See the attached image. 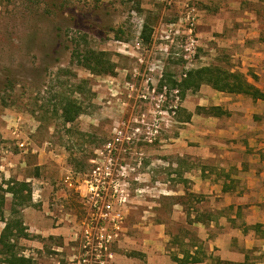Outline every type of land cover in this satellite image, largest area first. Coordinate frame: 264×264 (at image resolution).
<instances>
[{
    "label": "rangeland",
    "instance_id": "1",
    "mask_svg": "<svg viewBox=\"0 0 264 264\" xmlns=\"http://www.w3.org/2000/svg\"><path fill=\"white\" fill-rule=\"evenodd\" d=\"M187 2L199 11L192 61L184 58L186 38L179 23ZM255 6L264 23L261 0H173L172 4L162 0H0V185L6 188L12 178L26 181L32 192L36 186L43 196L32 194L31 202L17 204L15 213L13 195L7 192L5 217L25 222L30 210L42 215L46 225L64 228L74 219L75 232L88 215L84 188L78 187L76 179L85 178L95 161L110 156L124 167L131 191L122 246L119 242L114 251L137 252L126 250V227L142 221L143 207L151 206L148 214L152 210L167 214L175 198L164 197L162 191L189 186L177 165L175 152L183 148L177 138L189 126L185 122L193 113L190 108L200 112L197 106L203 105L197 102L210 91H206L209 84H202L182 96L178 84L193 68L211 64L234 68L245 48L238 41L226 45V39L245 37L242 30L250 21L255 23V17L244 9ZM145 25L147 31L152 29L149 42L142 38ZM260 38L264 39V28L248 42L258 43ZM77 46L81 51H106L116 64L115 73L82 66L75 55ZM68 98L82 107L71 122L62 117ZM181 164L188 166L185 159ZM4 225L0 218V233ZM169 226L178 236L190 234L195 240L193 225L170 222ZM131 228L127 233L142 237V226ZM22 237L11 239L15 251L35 264H52L48 262L52 256L60 258L61 264H73L65 256L78 252L79 238L41 237L42 245L36 247ZM134 256L137 264H143V257ZM246 256L249 263L264 260V253ZM10 257L0 244V264H11Z\"/></svg>",
    "mask_w": 264,
    "mask_h": 264
},
{
    "label": "crops",
    "instance_id": "2",
    "mask_svg": "<svg viewBox=\"0 0 264 264\" xmlns=\"http://www.w3.org/2000/svg\"><path fill=\"white\" fill-rule=\"evenodd\" d=\"M244 10H251L255 23L246 22L250 26L242 30L245 37L227 38L225 43L231 45L238 41L245 48L233 69L246 73L264 91V39L253 44L248 42L250 37L262 34L264 23L258 19V7ZM256 23H259L257 29ZM206 87L209 95L203 101L198 100L197 105L222 106L227 113H198L190 108L193 113L185 122L189 126L177 138L183 148L175 152L180 174L189 186L178 185L162 191L164 197L175 198L167 214L153 210L148 214L151 206L143 207L142 221L135 220V224L126 227L124 235L126 250L137 252L131 250L128 254L116 249L112 264H137L138 257L134 255L143 257V264H214L212 257L238 262L248 252L264 253V100ZM183 159L188 162L185 168L181 164ZM39 197L43 199L41 194ZM27 213L24 225L30 236L22 238L36 247H40L41 237L75 239L77 222L74 219H69L68 228L55 227L46 225L42 215L30 210ZM170 222L193 225L195 240L190 234H175L169 228ZM139 225L145 229L141 238L127 233ZM121 243L122 240L119 244L122 246ZM64 247L58 245L59 249H67ZM72 255L68 252L65 257L70 260ZM187 255L203 259L180 262ZM61 261L56 256L48 258L52 264H61Z\"/></svg>",
    "mask_w": 264,
    "mask_h": 264
},
{
    "label": "built area",
    "instance_id": "3",
    "mask_svg": "<svg viewBox=\"0 0 264 264\" xmlns=\"http://www.w3.org/2000/svg\"><path fill=\"white\" fill-rule=\"evenodd\" d=\"M172 4L173 0H162ZM199 11L195 4L185 3L179 23L184 26L186 38L184 58L192 61L198 45L196 27ZM186 75V74H185ZM95 161L85 178H78V187L84 188L82 194L88 208V215L75 231L78 240V252H73V264H112L114 247L120 242L124 229L126 206L131 202L130 182L126 171L118 162L108 156ZM69 185L75 181L67 176ZM39 190L33 188V194L40 196ZM74 239V240H75Z\"/></svg>",
    "mask_w": 264,
    "mask_h": 264
},
{
    "label": "trees",
    "instance_id": "4",
    "mask_svg": "<svg viewBox=\"0 0 264 264\" xmlns=\"http://www.w3.org/2000/svg\"><path fill=\"white\" fill-rule=\"evenodd\" d=\"M152 29L147 31V25L144 26L142 31V38L145 42L151 40ZM75 55L77 56L78 62L90 69L93 72L104 73V74H114L116 64L108 56V53L103 50H96L93 48H87L86 50H80L77 46L75 48ZM202 84H209L213 88L224 91L227 93H242L252 96L254 99L264 100V91L257 85L252 83L246 73L236 69L226 68L218 64H211L201 66L199 68H193L189 70L185 77L182 78L181 82L178 84L181 87L182 96L185 95L186 90L191 89L197 91ZM198 113L206 114H216L221 115L227 113L222 106H197ZM82 112V107L73 98H68L62 107V117L65 121H74ZM192 113L188 114V119H190ZM183 181L187 183V180L183 178ZM7 187L3 188L0 185V218L5 221L3 230L0 233V244L4 251L8 252L11 256L9 261L11 264H35L31 257L24 255H18L15 251V243L11 241L12 238L20 235L30 236L29 233L25 231L24 222L22 219L17 218H6L4 215V205L6 199V193L10 192L13 195V205L12 211L17 212V204L26 205L31 202L32 199V188L29 182L9 179L6 182ZM191 195H193L191 193ZM258 225V224H257ZM260 226V225H259ZM2 253V251H1ZM136 253V252H132ZM216 263L215 264H264V260L261 263H249L248 256L245 257L243 261H230L222 260L218 257H212ZM202 257L198 255L189 256L180 260L182 261H202Z\"/></svg>",
    "mask_w": 264,
    "mask_h": 264
}]
</instances>
